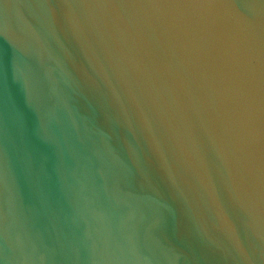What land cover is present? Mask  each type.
Listing matches in <instances>:
<instances>
[{"label":"water","instance_id":"95a60500","mask_svg":"<svg viewBox=\"0 0 264 264\" xmlns=\"http://www.w3.org/2000/svg\"><path fill=\"white\" fill-rule=\"evenodd\" d=\"M0 264H264V0H0Z\"/></svg>","mask_w":264,"mask_h":264}]
</instances>
